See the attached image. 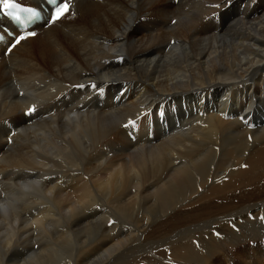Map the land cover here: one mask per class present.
Returning a JSON list of instances; mask_svg holds the SVG:
<instances>
[{
    "label": "bare ground",
    "instance_id": "6f19581e",
    "mask_svg": "<svg viewBox=\"0 0 264 264\" xmlns=\"http://www.w3.org/2000/svg\"><path fill=\"white\" fill-rule=\"evenodd\" d=\"M253 1L255 18L244 21ZM261 1L69 0L56 22L46 17L10 52L0 46V264H262L264 117L259 135L246 127L255 98L264 96ZM206 10L209 22L223 20L220 35L189 30ZM174 13L181 18L168 30ZM173 39L171 50L155 49ZM115 66L121 69L107 70ZM132 81L139 94L116 103L112 92L120 98ZM234 81L247 92L232 103ZM198 89L206 99L199 112L209 110V119L189 132L214 144L188 160L186 126L159 135L161 123L155 119L153 132L147 123L160 108L158 95L196 98ZM143 106L136 126L125 127ZM96 165L102 172L93 180ZM98 190L113 203L89 213L93 201H105ZM150 199L162 209L155 227L165 223L167 233L153 242L138 229L124 244L121 236L136 231L127 211L140 200L151 208ZM97 220L85 238L83 224ZM150 250L151 260L138 259Z\"/></svg>",
    "mask_w": 264,
    "mask_h": 264
},
{
    "label": "rangeland",
    "instance_id": "374dc122",
    "mask_svg": "<svg viewBox=\"0 0 264 264\" xmlns=\"http://www.w3.org/2000/svg\"><path fill=\"white\" fill-rule=\"evenodd\" d=\"M264 0L260 2V5L262 6V8L264 9ZM258 3L256 1H253V3L250 5L249 7V11H251V13L249 12L247 14V19H243L244 21H249L251 18H255L253 16V11H255L254 9L257 7ZM249 6V3L247 4H243L241 6V11H244L247 7ZM208 13V14H207ZM212 12L209 11V10H206L205 14L202 15L200 17V19H198V22H194L192 25L189 26V30L195 28L193 27L194 26H203V27H206L208 29H215V31H209L206 35H202L204 37H207L208 35L210 34H215V35H220L223 31H225V27H224V23H223V20L221 19H218L216 18L215 20L209 22V20L212 18L211 14H209ZM262 14V13H261ZM181 18V15H177V14H172V17H171V21H170V24H168V30L171 28V27H174L180 20ZM204 21V22H203ZM207 22V23H205ZM216 22V26H214V23ZM221 23V24H220ZM193 27V28H191ZM218 29V30H217ZM222 30V31H221ZM177 39H173L172 41H170L169 43H167L166 45H164V43L162 41L158 42L157 43V47H155L156 50H171V48H173L174 44L176 45L177 44ZM161 43V44H160ZM164 46V47H163ZM169 49V50H168ZM103 66V67H102ZM97 67L98 68H104V65H102L101 63H98L97 64ZM116 67V68H115ZM113 68H110L108 67L107 70H111V71H115V70H120L121 68L118 66H115ZM114 69V70H113ZM258 76V75H257ZM257 77L255 76L254 79H256ZM235 82V83H234ZM232 83L229 84V87H231V96H232V103H235L237 102V99L239 98L240 95H244L247 90L246 88H243V87H240L239 85H236V82L237 81H234ZM138 82H131L127 85H125L122 89V93L120 94V98L118 97V93L117 91H113L112 94L115 95V102L118 103L120 102V104H122V106L124 105H127L129 104L130 101H133L136 96L139 94V87L137 86ZM136 86V87H135ZM238 86V87H237ZM207 87V86H206ZM208 88V87H207ZM240 89V90H239ZM209 90V88H208ZM108 91H112L110 88L108 89ZM236 91H239L238 95L235 94ZM109 92V93H110ZM200 89L197 90V97L196 98H192L190 95L186 94V93H175L176 95L179 94V95H175V94H166V95H158L156 98H154L155 100V103L156 105H160V108L158 110L157 113H155L156 115V118H154V115L152 116L151 120L147 123V126L150 127L152 129V132L154 131V128H155V125H156V122H160L161 125H160V134L159 135H168L170 134V132H172L175 128H179V127H183V126H186L187 129H188V132L190 131V127L192 126V124L195 126L197 124H201L202 122H204L207 118L209 119V110H207V113L205 112H199V109H200V106H202V104L204 103V100H206L204 98V94L205 92ZM133 94H136V96L134 97ZM243 93V94H242ZM183 94V95H182ZM122 95V97H121ZM170 96V97H169ZM126 97V98H125ZM159 97V98H158ZM164 97V98H163ZM122 98V99H121ZM124 98V99H123ZM151 98V97H150ZM174 98V99H173ZM186 98V99H185ZM204 100H203V99ZM218 98V97H216ZM236 98V100H234ZM164 99V100H163ZM169 99V100H168ZM183 99V100H182ZM196 99V100H195ZM198 99V100H197ZM158 100V101H157ZM169 101V102H168ZM203 101V102H202ZM256 101V102H255ZM255 101H254V106H253V109H252V115H251V119L249 120V122L247 123L248 125L246 126L247 127V130L249 133H252L254 134L255 136L259 135L260 133V124L259 125H256V123L262 119V116H263V110H264V96L263 97H257L255 98ZM168 102V103H167ZM192 102V103H191ZM216 102H217V99H216ZM215 102V104H216ZM181 103V104H180ZM186 103V104H185ZM200 103V104H199ZM188 104V105H187ZM214 104V105H215ZM199 105V106H198ZM194 106V107H193ZM146 106H143V110L142 112L139 114V117L136 118L134 121H136L137 119H139L141 116H143L144 114H146ZM189 108V110H188ZM256 108V109H255ZM193 111V112H192ZM260 116L257 115L258 113H260ZM170 112V113H169ZM198 112V113H197ZM195 113V115L193 114ZM190 116V117H189ZM208 116V117H207ZM237 116V112L234 113V118ZM257 116H259L260 118L258 119ZM232 118V119H234ZM248 118V116L246 117ZM256 118V119H255ZM157 121H156V120ZM171 119V120H170ZM191 120V122H190ZM255 120V121H254ZM175 121V122H174ZM188 122V123H186ZM190 122V123H189ZM252 122L255 123V126H253V124H251ZM164 123V124H163ZM181 123V124H180ZM186 123V124H184ZM192 123V124H191ZM261 123V122H260ZM167 124V125H166ZM178 126H176V125ZM191 124V125H190ZM164 125V126H163ZM183 125V126H182ZM190 125V126H189ZM237 123H234L232 125V127H236ZM219 128H224V126H221ZM173 129V130H172ZM168 131H170L168 133ZM221 131V130H219ZM222 131H225L226 133L230 132L228 130H222ZM193 133L189 132L188 133V137L190 138V142L188 143V160H190V156L192 154H196V152L199 150V149H202V150H208L213 144H214V137L213 139H210L208 137H206V135L204 134L202 137L200 138H197L196 140H192L193 139ZM208 138V139H207ZM262 141V140H261ZM261 141H258L257 142H261ZM202 142V143H201ZM204 142V143H203ZM200 145V147H198V145ZM206 144V145H205ZM208 144V145H207ZM204 148H203V147ZM207 147V148H205ZM230 147V146H229ZM173 153V152H172ZM220 153V150L218 151V154ZM246 155V154H245ZM96 167V168H95ZM90 172H89V176L91 179L95 180L98 178V176L100 175V173L102 172V167L100 165H96ZM58 168V167H57ZM96 169V170H95ZM94 170V171H93ZM99 170V171H98ZM187 171L188 173L190 174L188 168H187ZM98 173V174H97ZM117 189V188H115ZM100 191V190H98ZM104 194L105 196V201L103 203H100L98 202L97 200L93 201L92 205L89 206V213L92 212V207H93V210L94 211H99V213H104L102 212L101 208L103 206V210L107 208V206L105 205L106 204V201H110V205H112L111 203H113V195H111L110 193L106 192V191H100ZM106 192V194H105ZM108 194V195H107ZM107 196V197H106ZM110 196V197H109ZM112 196V197H111ZM154 197V196H153ZM211 197V196H209ZM111 198V199H110ZM154 199H150L149 201H151V204H152V207L151 208H148L147 205H145V202L146 201H143V200H140V202L142 201V204L135 210V211H127L128 214H130L129 216L127 217H131V214L134 212V215L131 217V221L130 222H134V228L136 229V231L133 232V235L129 236V237H123L121 236V240L124 244H132L133 243V240L136 238L137 236V232H138V229L139 230H144L145 233H146V237L149 241H153V242H156V240H159L163 235H165L168 231V227L165 223H163V227L162 225H160L158 228L155 227V224L153 222V218L156 216V215H160L161 212H162V209L158 208L156 203H155V200L153 201ZM208 200V199H207ZM95 203V204H94ZM20 205V203L18 204ZM98 207V208H96ZM109 208V207H108ZM98 209V210H96ZM154 210V211H153ZM122 211V210H121ZM153 212V213H152ZM121 216L122 213H120ZM126 217V218H127ZM99 217H97L96 219H98ZM125 218V219H126ZM138 218V219H137ZM146 218V219H145ZM138 220V221H136ZM147 220V221H146ZM98 220L96 221V224L95 226L93 227H88L87 223L83 224V227H82V233L85 235V238L86 236L88 235V237L90 236V234L96 229L97 225H98ZM146 222V223H145ZM151 223V224H150ZM153 225V226H152ZM138 226V227H137ZM80 227V226H79ZM79 227L77 228V230L79 229ZM149 228V229H148ZM157 228V229H156ZM159 229V231H158ZM144 233V234H145ZM161 233V234H160ZM110 236V235H108ZM159 237V238H158ZM111 238V236L109 237ZM125 238V239H124ZM155 238V239H154ZM148 248V246H147ZM150 254H151V250L147 253V254H144V255H141L138 259H145L146 261H149L151 260V257H150ZM135 259V258H134ZM134 259H124L122 264H130L131 262L134 261ZM99 260H101V258H99Z\"/></svg>",
    "mask_w": 264,
    "mask_h": 264
},
{
    "label": "snow or ice",
    "instance_id": "6c2138e0",
    "mask_svg": "<svg viewBox=\"0 0 264 264\" xmlns=\"http://www.w3.org/2000/svg\"><path fill=\"white\" fill-rule=\"evenodd\" d=\"M230 2V0H229ZM45 3H47V0H45ZM52 4L55 5L54 8L50 9L51 15L50 20L51 22H55L56 20L60 19L61 17L65 16L66 13L70 11V3L69 0H64L62 3H57V0H52ZM0 12L5 13L7 16L13 17L18 22H20L22 25L25 24V20L31 21L33 17L37 15L36 11L32 7H24L21 3H17L16 0H0ZM21 13H28L29 15L24 18V20L21 19ZM26 26V25H25ZM36 32L34 31H27L23 34H17L15 36L14 42L10 43V47L7 49V51H11L13 48H15L21 41L25 40L29 36H35ZM92 88H96L97 86L95 84L90 85ZM76 87L83 88L85 85L80 84L76 85ZM100 91L103 92V88H100ZM35 111V106L32 108H29L28 111L25 113L26 115H31ZM135 127L136 121L129 120L128 124L125 125V127ZM260 219L264 220V216H261ZM109 225L111 226L115 221L109 220ZM219 235V233H216Z\"/></svg>",
    "mask_w": 264,
    "mask_h": 264
}]
</instances>
